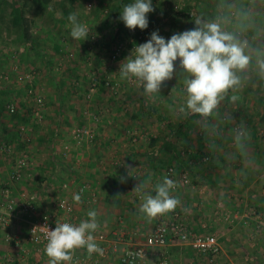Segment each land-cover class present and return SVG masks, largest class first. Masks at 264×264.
I'll return each instance as SVG.
<instances>
[{
    "label": "rangeland",
    "instance_id": "obj_1",
    "mask_svg": "<svg viewBox=\"0 0 264 264\" xmlns=\"http://www.w3.org/2000/svg\"><path fill=\"white\" fill-rule=\"evenodd\" d=\"M128 1L133 2L89 0L73 7L66 0H49L45 4L42 0L0 2V181L6 179L2 185L0 183V189L5 187L17 162L26 159L28 172L17 183L6 184V187L11 192L16 190L14 197L22 193L34 195L37 216L56 211L63 213L66 220L73 212L57 211V205L65 201L74 208V199L58 189L69 191L75 187V194L79 193L86 205L97 206L102 197L91 189L83 176L87 162L96 153L104 162L100 168L102 165L106 169L115 166L107 165L102 159L105 155H113L114 147L101 148L96 142L123 139L121 143L128 144L143 140L153 144L146 148L153 151L167 141L184 164L180 168L172 161L174 166L163 169L164 178L170 168L177 177L176 189L170 190L171 196L178 200V196L188 192L184 187L192 188L193 172L208 171L218 178L214 185L207 181L199 183L191 204L202 198L212 203L202 211L211 217L210 231H206L210 226L203 218L200 225L205 227H200L203 232L198 235L216 237L220 254L210 263L206 256L187 250L192 259L200 264H264V75L259 73L255 63L257 56L264 54V0H250L241 6L234 0H152L154 11L148 14L151 25L143 31L135 29L118 35L119 21L115 13L120 5L121 13ZM17 8L21 16L25 14L22 27L14 26L19 16L14 12ZM71 14L88 27L89 36L84 41L70 35L68 17ZM198 17L215 18L226 31L246 41L253 62L241 74L240 88L228 92L210 121L200 116L191 122L188 117L192 113L180 111L185 91L178 61L173 79L164 82L160 92L153 95L145 94L134 77L121 79L119 66L151 32L158 30L161 36L168 38L174 32L193 28ZM139 36L143 39L139 40ZM114 53L115 59L112 58ZM29 91L31 94L27 95ZM231 95H237L238 99L231 101ZM9 105L15 108L13 114L7 109ZM186 122L191 124V129H186ZM180 124L182 128L178 127ZM241 129L245 134L237 140V132ZM90 142L94 146H84ZM118 149L125 156L140 150L129 146ZM197 154L203 156L202 161L197 159ZM51 156L56 158V163L50 162ZM45 158L50 161L43 162ZM141 170L147 169L141 164ZM58 172L61 177H56ZM182 172L188 177L187 184L179 180ZM245 175L256 182L245 183L250 179ZM46 176L49 179H45ZM83 185L89 192H80ZM250 185L252 190L248 189ZM52 186L57 192L52 191ZM142 195L135 191L130 198L140 202ZM180 203L183 201L179 200L177 206ZM41 204L47 209L43 210ZM179 209L183 208L174 210L178 220L182 217L177 212ZM55 215L56 220L61 221ZM117 215L112 213L113 220H118ZM19 216L21 219L15 221L14 226L20 223L27 233V217L25 214ZM165 222L168 221L159 219L154 227ZM10 236L15 246L16 239ZM26 250L39 254L29 246ZM40 255H43L40 261L34 256L37 264H48L49 257ZM152 256L151 264H159L162 257L157 252ZM164 256L167 264L175 263L167 258V253ZM81 257L88 258V255ZM104 258L100 256L86 264H101ZM32 261L30 263L34 264Z\"/></svg>",
    "mask_w": 264,
    "mask_h": 264
},
{
    "label": "clouds",
    "instance_id": "obj_2",
    "mask_svg": "<svg viewBox=\"0 0 264 264\" xmlns=\"http://www.w3.org/2000/svg\"><path fill=\"white\" fill-rule=\"evenodd\" d=\"M152 0H133L126 4L119 19L129 30H146L149 26L148 14L153 12ZM71 22L70 35L75 40L88 38L89 30L79 22L75 14L68 17ZM194 27L182 32H174L170 37L161 36L158 30L150 33L149 38L136 45L135 52L124 58L119 66L121 79L134 77L145 94L159 93L164 82L173 79L177 61L182 69L185 102L180 111H188L201 117H209L230 90L236 91L242 84V73L253 62L247 51V42L238 35L226 31L215 18L198 17ZM256 66L264 75V54L256 58ZM237 95L230 100L236 101ZM241 129L237 140L244 136ZM124 177H121L123 180ZM175 182L167 177L156 185L155 195H142L140 211L149 218L163 215L176 208L179 201L170 195ZM140 192V188H136ZM73 199L79 203L81 195ZM89 219L79 225L63 223L54 229H47L45 253L48 264H70L75 249L86 248L89 254L103 255L91 234L98 228L97 213L88 211Z\"/></svg>",
    "mask_w": 264,
    "mask_h": 264
},
{
    "label": "crops",
    "instance_id": "obj_3",
    "mask_svg": "<svg viewBox=\"0 0 264 264\" xmlns=\"http://www.w3.org/2000/svg\"><path fill=\"white\" fill-rule=\"evenodd\" d=\"M2 1L4 2L5 0H0V2ZM76 4L78 5L80 4V2ZM73 6L74 5H72V7ZM20 16L21 14H19L18 18ZM22 17L25 18V14L22 15ZM180 126L181 124L178 127ZM101 127H99V130H101ZM122 140L118 139L117 141H112L114 142L113 143L114 145H112V142L106 143V141H104L103 139H101V141L99 140L98 142H96V144L98 143L100 144L101 148H103L104 146H108V148L112 149L114 147V149H112L115 150L114 154L108 156L105 155L103 156L102 159L106 162L107 165H115V166H110V168L106 169L105 165H102V168H100L101 164H103L104 162H101L100 159L101 156H99V154L96 153L89 158L90 160L89 162H87L88 166L85 169L86 172L83 173V176L84 179L87 181V183L91 186V189L97 192L100 195V197H102V199L100 200L97 206L95 205L96 207L86 205L84 200L82 199L81 202L79 203L75 202L74 200V208L72 211L73 213L70 216H68L66 219L70 221L72 224H74L75 222V225L77 223L79 225L81 221H85L89 219L87 215L88 211H95L97 213L96 219L98 223V228L91 234L104 233L109 236L110 241L114 238L115 234L118 235L122 234L125 236L124 240L126 242L124 244L118 245L117 247L118 251H114L111 244L105 245L102 255L105 258L103 260L100 259L101 264H120L119 256L121 254V250L125 246L129 245L131 242L133 243L135 242L136 244L143 243L146 236L151 232V230L154 228L155 223L158 222L159 219H163V220L165 219L171 222L175 218L174 215H177L174 212L175 210L174 209L163 215H158L154 218H149L140 211V207L143 201L140 202L135 201V199L130 198V194L132 192L135 193L136 188L139 187L140 192H142L144 195H155L156 185L161 184L164 179V172H165V170H163L164 167H170L172 165L170 162L172 161L175 162L178 161L177 163H181L180 162L181 157L179 156L178 152H176V150L173 147L171 149V144L170 142L167 141H163V143L158 149L151 151L150 149L146 150V148L152 147L153 144H148V142H145L143 140L141 141L133 140V142L128 143L129 145L126 143H121ZM43 143L47 144L50 142H43ZM90 145L94 146V143L90 142V144H85L84 146L87 147ZM122 146L138 147L140 148V150L138 151V153L136 152L137 154L125 156L123 154L121 155L122 151L118 149ZM116 151H118L119 153H117ZM159 153L163 155H158ZM129 154H131V152H129ZM175 155L177 156V159L174 158ZM105 157H107L108 158L107 160H110V162L107 161ZM49 161L50 160H47V158L43 160V162H49ZM50 162L56 163V158L54 156H51ZM141 164L145 166V168L147 169L146 171L141 170ZM172 166H174V164ZM95 169H98V171H96ZM201 171H198L196 174L193 172V175H195V181L194 183L191 184V187L193 189L192 188L188 189V187H184V189L185 190L187 189L188 192L189 191L190 192L195 191V192H191L190 195L188 192H185L183 193V195L178 196L179 197L178 201L179 200L183 201V203L182 204L180 203L179 206H176L183 208V209H179L178 211L176 210L177 212H180L182 214V217L179 220H182L190 231L197 234L202 233L205 227L204 224L200 225L203 218L208 220V224L210 226L206 229V231H210L209 229L212 226L211 217L206 215V213L204 212L207 210L206 207H209V205L212 203L206 201L205 198H202L199 202H195L192 205L191 203L194 202L192 196L195 195L197 191L196 189L200 187L199 183L202 184L205 181H207L209 185H214L215 182L218 180V178H216L217 174H213L208 171H205L206 173H204ZM59 176L61 177V174L58 172L56 177ZM121 177H124V179L121 180ZM133 177H137L138 179L136 178L134 179ZM245 177L250 178L247 179L245 183L251 185L254 184L252 183V181L254 180L250 175H245ZM44 178L49 179L48 176ZM52 178L56 179L54 176ZM5 180L6 179L0 181L1 185L4 183ZM254 182H256V180ZM251 185L248 188L249 190H252L253 188ZM42 186H40L38 189L40 193L41 191H43L41 190ZM61 189H58V191H60L61 194L67 193V195L72 197L73 199L75 195L74 191H76L75 187H73L72 189L69 188V191L68 190L63 191ZM1 190L2 189H0V198H1ZM56 190L57 188L52 189L53 192H55ZM226 191L228 193V190ZM11 193L13 195H16L15 194L16 190L13 189ZM41 205L43 206L42 207L43 210L47 209L46 206H44L43 204ZM52 210H55L53 206H52ZM203 210L204 212H202ZM46 212L48 213V211ZM55 213L57 214L58 220H64V218L66 217L63 215V213L56 211L53 212V214ZM112 213L118 214L117 215L118 220H116V218L113 220ZM18 219L20 220L21 218L16 217L15 219H13L12 223L8 227H4V228L0 227V262H3L7 258H9L13 261V264H31L30 263L31 260H33L32 262H35L34 264H37L36 259L37 261H40L43 255L39 256V254H37L34 251L33 253L27 252L26 250L27 246L31 247L32 249L34 248L28 242H26L25 236H27V233H25L26 231H24L25 228H23V226H21L20 223L18 224V227L14 226L16 223L15 221H17ZM212 220L214 221V219ZM204 221L205 220H203V222ZM200 227H202L203 229ZM10 234H12L13 237H15L16 239L14 241L15 246L12 245V242H9L7 244L4 241L5 238L8 236L11 238ZM23 243H25V245L22 246ZM187 250L192 251L189 247L183 248L174 243L173 245L169 246L166 249L165 253H167V258L171 260V262L172 260H175L174 264H177L178 260H179V264H194V263L200 264L198 261H194L192 259L190 252ZM76 255L78 257H81L82 255L83 256L88 255V258L85 257L87 259L86 260L87 263L92 262V261L88 262L90 258L92 259L93 257L94 258L100 257V254L89 256V253L87 252L86 248L77 249ZM34 256L36 257V259ZM152 257L153 256L150 255L149 264H151L150 259H152ZM45 259H48L46 255H45Z\"/></svg>",
    "mask_w": 264,
    "mask_h": 264
},
{
    "label": "built area",
    "instance_id": "obj_4",
    "mask_svg": "<svg viewBox=\"0 0 264 264\" xmlns=\"http://www.w3.org/2000/svg\"><path fill=\"white\" fill-rule=\"evenodd\" d=\"M139 40L143 39L142 36L138 37ZM113 59L116 58V54L112 56ZM31 91H29L30 95ZM9 113L13 114L15 108L12 105L7 107ZM29 170V164L26 159H21L17 162V166L11 169L9 178L6 182L8 186H12L13 183H17ZM26 171V172H24ZM166 177L172 179L175 182V187L172 190L176 189V174L173 169H169L166 173ZM179 180L187 184L188 177L186 174H182ZM5 187L1 190L0 198V227H8L13 219L20 217V214L26 215L25 225L27 229V242L39 251V254L45 253V246L47 243V229L52 230L57 225L63 223H70L68 220L57 221L55 214L46 213L40 216H37L35 210V196L31 194L22 193L17 197L12 195L9 188ZM88 188L86 185H83L80 192H87ZM89 192V191H88ZM92 196V195H91ZM94 197V195H93ZM91 197V198H93ZM58 211L64 213H71L73 211L72 205L65 201H61L57 205ZM19 213V214H18ZM94 242L104 251L106 244H111L114 251H118V245L124 244V235L115 234L114 238L110 241L108 235L104 233H94ZM11 238L8 236L5 238V243H9ZM177 243L178 245L189 247L192 251L206 256L208 262L212 263L213 258H217L220 254L221 247L217 241L216 237L213 236H203L198 235L188 229L186 224L181 220H178V215H175V218L171 222H165L154 227L151 232L146 236L145 240L141 244H136L131 242L129 245L125 246L121 250L119 256L120 264H147L149 261L150 255L152 253H158L161 260L159 264H167L165 260L166 249ZM75 249L72 252V261L70 264H86L87 259L78 257L76 255ZM97 253L89 254V256H94ZM102 256V255H100ZM94 257L89 259L88 262L92 261ZM96 262V261H95ZM0 264H13V261L7 258L5 261L0 262Z\"/></svg>",
    "mask_w": 264,
    "mask_h": 264
},
{
    "label": "trees",
    "instance_id": "obj_5",
    "mask_svg": "<svg viewBox=\"0 0 264 264\" xmlns=\"http://www.w3.org/2000/svg\"><path fill=\"white\" fill-rule=\"evenodd\" d=\"M44 1V2H43ZM49 0H42V2H43V4H45L46 2H48ZM67 1V3L70 5V6H72V5H75L76 3H82V2H87V1H89V0H66ZM124 1V0H123ZM234 1H236V3H237V5L238 6H241V5H243V4H248V2L250 1V0H234ZM41 2V3H42ZM128 3H130L129 1H128ZM120 9H121V5H120ZM120 9L119 10H117L116 11V13H115V15L117 16V18H118V24H117V33L116 34H120V33H124L125 35L126 34H128V32H129V29H127L125 26H124V24H123V22L122 21H120V19H119V16H120ZM15 13H17L18 15L19 14H21V12H20V8H17V10H15L14 11ZM16 20V24L14 25V26H16V27H22V26H24V20H23V17L22 16H20L19 18H17V19H15ZM149 25H151V21H149ZM22 29V28H21ZM134 37H137L136 35L134 36ZM100 85H104V83H102V84H100ZM200 117V115H198V114H191V116H189L188 117V120H190L191 122L193 121V120H195V119H197V118H199ZM206 120H208V121H210L211 119H212V115L211 116H209V117H207V118H205ZM187 123V122H186ZM210 124V123H209ZM211 125V124H210ZM209 126V125H208ZM186 129L187 130H189V128L191 129V124L189 125L188 123L186 124ZM179 128H182V126L181 127H179ZM187 132V131H186ZM182 135H183V132H180ZM197 156H198V158L197 159H199V161H202L201 159H203V156H201V155H198L197 154ZM174 158L175 159H177V156L175 155L174 156ZM178 162V161H177ZM178 165H180V168L182 167V166H184V165H182V163H178ZM186 168H187V166H186ZM183 173H185V172H182V174Z\"/></svg>",
    "mask_w": 264,
    "mask_h": 264
}]
</instances>
